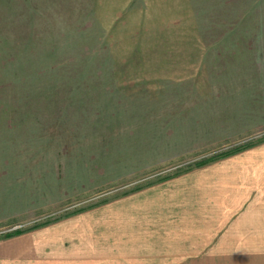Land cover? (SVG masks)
<instances>
[{"label":"rangeland","instance_id":"1","mask_svg":"<svg viewBox=\"0 0 264 264\" xmlns=\"http://www.w3.org/2000/svg\"><path fill=\"white\" fill-rule=\"evenodd\" d=\"M0 42L7 63H19L17 75H28L30 90L43 92L45 124L73 128L77 155L89 160L93 179L77 206L121 197L194 165L197 153L140 164L153 151L140 152L138 163L131 151L151 138H185L186 123H195L197 69L222 67L221 56L234 52L228 65L251 69V90L264 97V0H0ZM104 165L106 177L94 183ZM190 198L180 200L187 209L156 212L157 225L107 228L104 241L92 244V264L148 262V253L159 263L195 264L201 235ZM126 214L117 217L130 219ZM162 254L173 258L156 259Z\"/></svg>","mask_w":264,"mask_h":264},{"label":"crops","instance_id":"2","mask_svg":"<svg viewBox=\"0 0 264 264\" xmlns=\"http://www.w3.org/2000/svg\"><path fill=\"white\" fill-rule=\"evenodd\" d=\"M5 47L0 42V228L34 223L0 232V264H92V244L104 241L107 228L125 221L138 228L157 225L156 212L187 209L180 201L187 195L201 235L195 264H264V134L240 141L264 129V97L251 90V69L228 65L234 52L221 56L222 67L197 69L195 123H186L185 138L174 143L151 138L131 151L135 163L140 152L153 151L155 160L140 164L187 160L197 153L194 165L121 197L77 206V196L93 179L89 160L77 155L73 128L45 124L43 92L30 90L28 75H17L19 63L13 58L7 63ZM106 173L101 166L94 183ZM129 211L130 219L117 217ZM147 255L148 262L122 264H169Z\"/></svg>","mask_w":264,"mask_h":264}]
</instances>
